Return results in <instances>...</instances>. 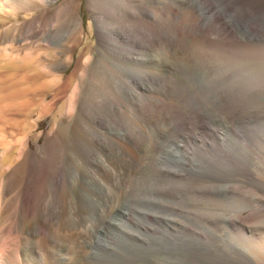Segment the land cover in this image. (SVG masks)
<instances>
[{
  "label": "rangeland",
  "instance_id": "374dc122",
  "mask_svg": "<svg viewBox=\"0 0 264 264\" xmlns=\"http://www.w3.org/2000/svg\"><path fill=\"white\" fill-rule=\"evenodd\" d=\"M2 1L1 180L8 167L22 161L24 153H35V162L45 159L52 138L58 139V154L63 148L73 146L72 132L78 107L89 93L93 94L87 96L90 107L104 102L110 106L116 99L117 87L125 89L126 85H131L138 94L147 97L151 94L146 87L152 83V80L129 83L131 79L126 76L125 67L102 56V40L107 39L110 31L128 29L127 19L120 14L122 4L117 0ZM228 1L229 10L225 14L219 13L218 19L209 26L196 22L195 26L193 16L197 15L192 8L189 13L182 14L184 23L179 26L186 31L182 51L173 49V44H157L153 55L155 69L171 71V65L178 63L180 70L174 71L177 66L174 65L173 73H181L184 81L189 78L195 83L200 72L195 62L214 56L264 60V7L255 11L246 4ZM249 1L264 3V0ZM204 2L215 11L220 9L222 0ZM173 19L168 21L157 39L177 36L174 26L178 19ZM78 22L82 23L80 29ZM197 27L206 30V34L198 32ZM103 31L106 33L102 34ZM88 58L90 62L86 61ZM95 76L102 79L97 82ZM155 84L166 90L155 94L157 98L144 101L139 110H134L124 100L121 104L115 100L121 112L109 109L101 116L97 115V109L83 112L92 118L96 128L93 137L97 148L93 153L92 170L107 187L109 202L113 205V210L109 207L108 215L111 224H105L104 235L99 234L97 242L100 244L94 251L106 256L109 264H160L164 260L174 264H237L236 259L244 256L245 264H264V186L260 184H264V115L192 110L183 102L188 94L185 83L178 88L169 78L163 77L156 78ZM75 87H79L80 92ZM75 90L79 94H74ZM76 100L79 102L72 114L69 101L72 104ZM146 118H150L154 131L163 126L172 130L178 125V131L197 137L201 147L187 141L179 149L169 142L177 152L172 156L160 148L157 151L150 148L127 150L115 133L138 132V128H144ZM11 146L19 153L16 155H21L17 159L14 151H8ZM103 148L118 152V166L108 159ZM5 154L7 159H4ZM13 158L18 162L15 163ZM97 158L117 173V179L113 173L105 175L98 171ZM160 160L182 174L166 176L167 172H160L156 165ZM21 175L22 170L18 173L19 177ZM221 186L223 189L218 188ZM92 189L94 193L97 191L95 180ZM102 240L108 245L106 248L102 246ZM197 240L204 245L200 247L201 243H194ZM237 248H243V255L236 252Z\"/></svg>",
  "mask_w": 264,
  "mask_h": 264
},
{
  "label": "bare ground",
  "instance_id": "6f19581e",
  "mask_svg": "<svg viewBox=\"0 0 264 264\" xmlns=\"http://www.w3.org/2000/svg\"><path fill=\"white\" fill-rule=\"evenodd\" d=\"M117 1L122 4L121 13H119L123 14L122 17L127 19L126 23H128V29H114L110 31L107 39L104 41L102 40V45L104 47L102 56L110 58L112 62L119 66H124L126 76L131 79L129 80V83H134L135 81L143 83L145 80H152V83L146 87V91L151 94L147 97L138 94L131 85H126L125 89H122L123 87L119 89L117 87L118 85L116 86L115 100L126 101L134 110H139L144 101H150L151 98H155V94L158 95V93H164L163 91L166 90V88L157 87L155 84L156 78H169L172 82L178 85V88H182L184 77L181 73L178 75L173 73L172 68L174 65H177L174 67V71H179L180 65L178 63L172 64V67L170 66L172 69L171 71L168 69L157 71L153 63V55L156 46L159 43H164L165 45L173 44V49L182 51V39L186 35V31L183 30L184 28H180L179 26L184 23L185 16L182 14L189 13V9L192 8L197 15L196 17L193 16L194 24L196 22L198 24L202 23L203 26H209V24L218 19L219 13L225 14L230 8V2H227V0H222L220 9L215 11H212L207 7L204 0ZM232 1L236 4H246L248 8L250 7L252 10L255 9V11L256 8L259 9L264 7V3H255V1ZM91 5L93 4L91 3ZM160 16L163 17L160 18ZM173 18L178 19V24H175L174 26L177 36L172 38L160 36L157 39L156 36L168 26V21L174 20ZM123 23L124 22H122V24ZM114 24L117 25L116 23ZM77 25L78 29L82 27L81 22H78ZM195 26L197 25L195 24ZM197 31L201 32L203 35L206 34V30L200 29L199 27H197ZM103 33H106V31H103L102 34ZM61 47L64 46L62 45ZM102 56L99 58L100 60L102 59ZM88 60H90V58L86 61ZM98 63L100 62L98 61ZM107 71L108 70H106V72ZM95 79H97L96 76ZM100 79H102V77L97 79V82H99ZM77 90H79V87ZM77 90L73 91L74 94ZM112 90H114V88ZM77 94L79 93H76V95ZM89 94L87 96H89ZM165 94L167 95L168 92H165ZM87 96L84 97L85 99L83 98L81 100V106L79 105L80 107H78L80 108L79 113L76 116L75 123L73 122L75 124L72 132L73 146L63 148L62 153L58 154L56 152V148L59 147L58 139L57 137L52 138L49 153L45 159L35 162V153L29 150V152L25 151L27 153L23 154L22 161L19 162V164H16V166L8 167L7 170H5L6 175H4V180L2 179V181L0 179V264H109L108 258L95 252L94 247L100 244L97 240L100 239H98V236L102 234L104 235L105 224H111L108 215L110 214L109 207L112 208L113 205L111 206V202H109L110 195L107 193V187L101 179L99 180V178L94 175L92 170L93 153L96 151L95 148H97L93 137V132L96 128L93 126L92 118L90 119V116L84 114L87 113L88 110L97 109V115L101 116L103 114L105 115L106 110L110 109L112 112H121L122 109L120 105L114 103L115 100L110 106L104 102L90 107V104H88L90 102L87 101ZM91 96H93V94ZM74 97L75 95H72L71 98ZM80 97L78 99H80ZM69 102L71 105L70 112L72 113L77 108L79 101L76 100L72 104L71 101ZM95 102L97 103V101ZM121 103L122 101L119 104ZM64 114L66 115L65 111ZM68 117L71 119L72 116L68 115ZM151 124L150 118H146L143 124V129L139 130L138 128V132L134 131V133L122 134L118 132L115 133V137L124 143L123 146L126 147L127 150H145V148H150V150L157 151L160 148L159 150H165V152L171 156L173 154L177 155V152L170 147L168 144L169 142H172L173 145H177L179 149L183 148L184 143L187 141H191L196 146H200L197 137H190V135L178 131V125H174L172 130H167L168 128L163 126V128L154 131L151 128ZM147 140L149 141L148 143L144 142ZM8 145L9 144H6V146ZM23 145H25L24 141ZM0 146L3 145L1 144ZM12 146L16 147L14 145ZM19 146L20 145L17 147ZM204 146L207 147V145ZM12 149H9L8 151H14V148ZM21 149L23 150V148ZM15 151L13 153H15ZM17 151H19L18 148ZM105 151L108 159L118 166L120 164L117 163L119 160L118 152L114 153L115 151L112 152L109 149H105ZM16 154L19 153H15V155ZM185 155L187 156L188 152H186ZM19 156L16 155L15 158L17 159ZM10 157L12 156L10 155ZM5 158L7 159L6 154L4 155V159ZM16 161L14 160L15 163ZM2 162H4L3 159ZM14 162H12V164ZM8 163L4 165H7ZM156 165L159 167V171L162 170L167 172L165 173L166 176L167 174H173V177L174 175L176 177V175L182 174H180L177 169L171 165H167L166 162L164 163L161 160L159 165L158 163H156ZM96 167L98 171L102 172V174L109 175L110 173H113L111 167L100 158L96 159ZM0 168H2V165ZM20 170H22V175L19 177L18 173ZM0 176L2 177V173ZM113 176L116 179L118 177L117 173H113ZM94 180L97 187L95 193L92 189ZM260 184L264 186L263 183ZM225 186L228 188V185ZM222 187L223 186L218 188L221 189ZM139 214H145V212H139ZM127 216H129V214H127ZM101 242L104 248L108 246L103 243V240ZM171 242L176 243L173 239H171ZM196 242L201 243L199 245L200 247L201 245H204L203 242L198 240L194 243ZM205 246L207 245L205 244ZM235 250L237 253L243 255L241 253L243 248H237ZM236 263L245 264V256L241 259L237 258ZM160 264L174 263L169 260H164Z\"/></svg>",
  "mask_w": 264,
  "mask_h": 264
},
{
  "label": "clouds",
  "instance_id": "9594fccd",
  "mask_svg": "<svg viewBox=\"0 0 264 264\" xmlns=\"http://www.w3.org/2000/svg\"><path fill=\"white\" fill-rule=\"evenodd\" d=\"M195 64L200 68L198 79L195 83L189 78L184 81L186 107L210 113L264 115V60L214 56Z\"/></svg>",
  "mask_w": 264,
  "mask_h": 264
}]
</instances>
